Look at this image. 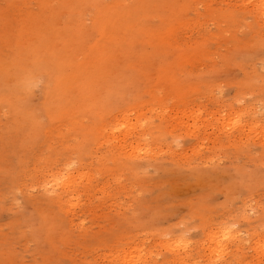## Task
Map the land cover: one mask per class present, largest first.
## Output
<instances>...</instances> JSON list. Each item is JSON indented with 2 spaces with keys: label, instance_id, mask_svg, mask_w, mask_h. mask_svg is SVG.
<instances>
[{
  "label": "rangeland",
  "instance_id": "374dc122",
  "mask_svg": "<svg viewBox=\"0 0 264 264\" xmlns=\"http://www.w3.org/2000/svg\"><path fill=\"white\" fill-rule=\"evenodd\" d=\"M183 263L264 264V0H0V264Z\"/></svg>",
  "mask_w": 264,
  "mask_h": 264
},
{
  "label": "bare ground",
  "instance_id": "6f19581e",
  "mask_svg": "<svg viewBox=\"0 0 264 264\" xmlns=\"http://www.w3.org/2000/svg\"><path fill=\"white\" fill-rule=\"evenodd\" d=\"M211 234H213L212 232L209 234L210 236H211ZM216 241V237L215 236H212V246H210V249L211 250H217V248H218V245H219V243H218V241H216V243H218V245L216 244V246H215V244H214V242ZM178 254H180V253H178ZM177 259H182V261L184 262L185 261V258H184V256H177ZM184 264V263H183Z\"/></svg>",
  "mask_w": 264,
  "mask_h": 264
}]
</instances>
